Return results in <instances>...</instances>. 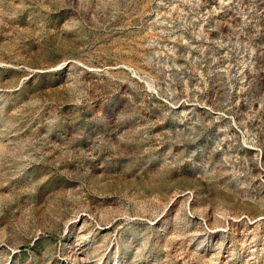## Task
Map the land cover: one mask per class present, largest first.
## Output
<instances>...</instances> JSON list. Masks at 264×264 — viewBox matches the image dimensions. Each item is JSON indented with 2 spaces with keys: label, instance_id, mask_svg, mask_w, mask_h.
<instances>
[{
  "label": "rangeland",
  "instance_id": "374dc122",
  "mask_svg": "<svg viewBox=\"0 0 264 264\" xmlns=\"http://www.w3.org/2000/svg\"><path fill=\"white\" fill-rule=\"evenodd\" d=\"M0 264H264V0H0Z\"/></svg>",
  "mask_w": 264,
  "mask_h": 264
}]
</instances>
